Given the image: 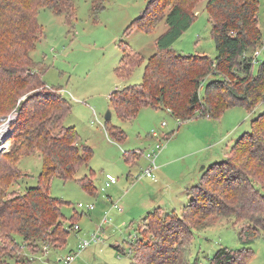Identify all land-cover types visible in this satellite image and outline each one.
Masks as SVG:
<instances>
[{
  "label": "trees",
  "instance_id": "obj_1",
  "mask_svg": "<svg viewBox=\"0 0 264 264\" xmlns=\"http://www.w3.org/2000/svg\"><path fill=\"white\" fill-rule=\"evenodd\" d=\"M107 1L92 0L93 13L97 15L103 10ZM158 1L161 5L155 10ZM199 2L151 0L143 14L126 29V33L133 28L151 31L163 20L168 25L157 38L158 51L148 60L143 82L118 88L110 95L122 120L137 118L147 106L168 109L184 120L193 118L196 111L202 116L219 117L230 107L252 110L264 100V61L255 74L253 58L246 55L263 40L259 0L207 1L217 48L214 58L187 55L172 48L196 18L193 10ZM44 8L65 14L67 22L73 25L74 0H0V113L9 111L24 97L14 122V143L8 152L0 154V264L19 262L22 243L27 247L33 245L34 249L40 248L41 243L56 249L66 245L76 223L66 226L62 201L50 193V186L55 177L73 178L94 154L90 145L82 143L77 128L64 124L72 104L60 92L61 87L46 89L42 73L31 71L32 65L43 64L34 61L31 52L43 31L38 13ZM121 48L123 56L117 72L126 78L143 63L144 56L126 42H121ZM4 86L8 91L2 89ZM108 131L112 139L126 140L123 129L111 125ZM230 153L231 157L208 167L206 173H212H205L192 186L190 202L182 213L162 211L166 217L157 221L152 231L155 241L132 255L131 264H188L184 246L193 240L194 231L227 217L249 223V228L240 231V239L251 244L255 231L264 229V113L252 120V130L236 142ZM34 154L43 158L39 184L28 187L24 193L11 189L25 175L20 161ZM132 154L137 152L126 154L129 162L133 161ZM79 181L87 191H95L88 175ZM155 212L149 211L144 219ZM251 225L255 226L253 230ZM115 247L124 252L119 245ZM245 249L247 254L239 257L235 251L241 250L223 247L212 263L231 264L240 259L241 264H246L252 248ZM130 253H134L133 247Z\"/></svg>",
  "mask_w": 264,
  "mask_h": 264
},
{
  "label": "rangeland",
  "instance_id": "obj_2",
  "mask_svg": "<svg viewBox=\"0 0 264 264\" xmlns=\"http://www.w3.org/2000/svg\"><path fill=\"white\" fill-rule=\"evenodd\" d=\"M150 1L109 0L96 15L92 11V0H74L76 18L73 25L67 22L65 14H56L48 8L39 11L38 20L43 31L39 33L31 56L43 64L40 67L32 65L31 71L42 73L48 85L46 89L61 87L60 92L72 104L64 124L75 126L82 143L90 145L94 154L89 164L82 166L73 178L55 177L50 186V193L62 201L66 226L75 222L81 229L71 228L62 248L46 247L42 243L35 249L33 245L21 246L19 262L14 260L12 264H131L132 255L155 241L152 231L157 221L162 222L166 217L162 211L182 213L190 202L192 186L198 184L202 176L212 173H206L208 167L232 156L230 152L236 142L252 130V120L264 113L262 100L252 110L233 106L219 117L202 116L196 111L193 118L184 120L168 109L147 106L140 110L137 118L122 120L111 104V93L143 82L148 60L158 51L157 38L168 29L163 20L151 31L133 28L125 32L143 14ZM207 1L200 0L193 10L196 18L172 46L177 52L217 56ZM259 2V26L264 40V0ZM160 5L158 1L153 8L156 10ZM121 42L128 43L144 56L143 63L126 78L117 72L123 56ZM263 61L264 53L254 64L255 74ZM2 89L8 91L6 86ZM21 99L9 111L0 113V126L9 116L15 115L18 119ZM109 110L112 118L107 123L105 115ZM14 122L11 131L4 134V150L0 154L8 152L14 143ZM111 125L123 129L126 140L112 139L108 131ZM153 130L159 133L161 140L152 136ZM157 143L161 144L156 150L157 179L140 177L148 165L147 158L142 154L137 163H132L126 154L137 152L130 156L135 160L141 152L153 151ZM19 165L25 175L11 189L24 193L28 187L39 184L43 158L39 154L27 156ZM107 173L116 176L117 183L107 187ZM85 175L92 178L96 186L94 192L81 185L79 179ZM80 202L94 204L95 208L80 207ZM116 202L122 210L115 207ZM151 210L156 211L155 214L145 220ZM251 226L253 230L255 226ZM246 228H249L248 222L227 217L195 230L193 240L184 246L188 264H213L212 258L223 247L241 250L235 251L239 257H244L245 248L251 247L252 254L246 264H264V229L255 231L251 244H245L240 239V231ZM92 233H98L101 240L81 251L71 263H66L65 257L78 251L80 241ZM19 241L22 243V239ZM117 245L123 248V253L115 247ZM130 247L134 248L133 254L129 253ZM231 264H241L240 259Z\"/></svg>",
  "mask_w": 264,
  "mask_h": 264
},
{
  "label": "built area",
  "instance_id": "obj_3",
  "mask_svg": "<svg viewBox=\"0 0 264 264\" xmlns=\"http://www.w3.org/2000/svg\"><path fill=\"white\" fill-rule=\"evenodd\" d=\"M263 53H264V40H262L261 44L257 48H255L252 52H247L246 55H251L253 58V64H255L256 62L259 61V58ZM16 119L17 118L15 117V115L13 117L9 116V118L6 120V123H4L3 126L2 125L0 126V151L4 150V148H3L4 147L3 146L4 134H5V132L11 131V128H10L11 123H13ZM164 124H165V122H164ZM152 136L155 138H159L158 140H161V138H162V137H160L159 133L156 130L152 131ZM160 148H161V144L157 143L155 145V149L153 151H149L147 153L142 152V154H144L148 160V165L146 168L143 169V172L141 173L140 177L148 176V177H151L152 179H155V180L157 179L156 170L158 169L159 166L156 162V157H157L156 150L160 149ZM117 180H118L117 177L111 173H107L105 175V181H106L105 184L107 187L117 183ZM114 205L119 210L123 209V207L120 204H118L117 202ZM79 206L80 207L86 206V208L88 210H93L95 208L94 204L85 205L82 202L79 203ZM80 229L81 228L78 224H74L73 230L78 231ZM100 240H101V238L98 235V233H92L88 238L82 239L78 245L79 246L78 251H75L74 253H71L65 257L66 263H71L72 261H74L77 258V256L81 253V251H83L84 249L88 248L89 246H91L93 244L98 243ZM21 246L23 248L26 247L25 243H23ZM131 248L132 247H130L129 253L131 251Z\"/></svg>",
  "mask_w": 264,
  "mask_h": 264
},
{
  "label": "water",
  "instance_id": "obj_4",
  "mask_svg": "<svg viewBox=\"0 0 264 264\" xmlns=\"http://www.w3.org/2000/svg\"><path fill=\"white\" fill-rule=\"evenodd\" d=\"M105 118H106V120H111V118H112V113H111L110 110L107 111V113H106V115H105Z\"/></svg>",
  "mask_w": 264,
  "mask_h": 264
},
{
  "label": "crops",
  "instance_id": "obj_5",
  "mask_svg": "<svg viewBox=\"0 0 264 264\" xmlns=\"http://www.w3.org/2000/svg\"><path fill=\"white\" fill-rule=\"evenodd\" d=\"M139 152H141V151H139ZM141 155H142V152H141V154H140V156H138L135 160H133L132 161V163H137V161H138V159L141 157ZM188 191V190H187ZM188 194H189V192H187ZM191 198V197H190ZM158 207H160V206H158Z\"/></svg>",
  "mask_w": 264,
  "mask_h": 264
}]
</instances>
